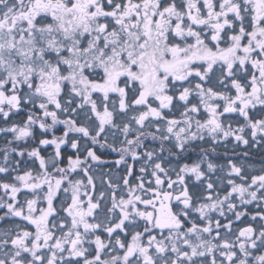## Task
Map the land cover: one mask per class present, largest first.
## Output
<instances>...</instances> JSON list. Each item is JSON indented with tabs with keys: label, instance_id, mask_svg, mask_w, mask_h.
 I'll return each instance as SVG.
<instances>
[{
	"label": "snow or ice",
	"instance_id": "obj_1",
	"mask_svg": "<svg viewBox=\"0 0 264 264\" xmlns=\"http://www.w3.org/2000/svg\"><path fill=\"white\" fill-rule=\"evenodd\" d=\"M252 149L264 0H0V264H264Z\"/></svg>",
	"mask_w": 264,
	"mask_h": 264
},
{
	"label": "flooded vegetation",
	"instance_id": "obj_2",
	"mask_svg": "<svg viewBox=\"0 0 264 264\" xmlns=\"http://www.w3.org/2000/svg\"><path fill=\"white\" fill-rule=\"evenodd\" d=\"M229 149L232 148V145H228ZM244 149H237V152H241ZM264 161V152H261L259 149H252L250 151V156L248 157V162L256 165L257 167L260 166L261 162Z\"/></svg>",
	"mask_w": 264,
	"mask_h": 264
}]
</instances>
